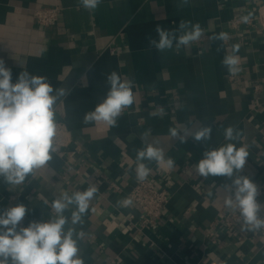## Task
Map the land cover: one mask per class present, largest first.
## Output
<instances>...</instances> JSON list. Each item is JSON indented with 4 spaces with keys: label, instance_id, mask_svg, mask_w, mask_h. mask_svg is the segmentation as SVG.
Instances as JSON below:
<instances>
[{
    "label": "crops",
    "instance_id": "crops-1",
    "mask_svg": "<svg viewBox=\"0 0 264 264\" xmlns=\"http://www.w3.org/2000/svg\"><path fill=\"white\" fill-rule=\"evenodd\" d=\"M263 4L102 0L89 11L80 0H0V59L11 68L13 82L26 70L68 92L55 106L66 144L56 146L48 167L24 184L6 185L0 179V210L25 204L27 226L51 218V202L62 191L95 186L84 223L76 226L85 233L79 241L84 264H264V230H242L239 213L224 205L222 186L230 181L205 179L196 171L205 150L232 142L223 134L232 126L240 133L234 143L248 152L241 174L257 185V199L264 204V29L230 27L235 16H254ZM46 7L63 11L56 26L40 28L32 13ZM181 21L198 23L206 40L164 52L150 47L148 38H158L157 25L175 30ZM221 33L227 38L213 39ZM234 45L241 64L232 75L222 60ZM113 71L132 82L134 104L111 128L85 124V114L106 96L107 75ZM202 125L212 127L206 142L189 137L181 143L170 134L173 128L195 131ZM153 140L174 166L144 161L151 169L147 180L167 189L170 203L152 228L141 231L128 220L138 217L137 207L133 202L117 206V201L129 198L138 181L137 150ZM227 213L239 216L232 228L224 224Z\"/></svg>",
    "mask_w": 264,
    "mask_h": 264
},
{
    "label": "clouds",
    "instance_id": "clouds-1",
    "mask_svg": "<svg viewBox=\"0 0 264 264\" xmlns=\"http://www.w3.org/2000/svg\"><path fill=\"white\" fill-rule=\"evenodd\" d=\"M190 0H182L188 4ZM82 7L96 10L102 0H80ZM247 22L248 17L243 18ZM158 38H148L150 47L158 52L188 47L204 36L201 26L191 21H181L178 29H165L156 26ZM221 33L213 39H226ZM239 46L234 45L232 54L225 55L222 64L232 75L240 71L241 59L236 53ZM109 90L104 99L84 116V123H103L109 128L125 108L135 102L133 84L124 81L115 71L107 75ZM68 95L65 88H54L47 77L33 75L22 70L15 82L12 70L0 59V179L6 185L18 186L38 170L46 168L57 152L55 139L58 132L55 106L62 97ZM150 115H153L150 113ZM172 138L185 143L189 137L197 142L211 139V125H202L192 131L186 126L170 130ZM226 141H232L217 148L207 149L196 164L198 174L226 177L230 183L222 186L224 205L231 212H238L242 220V230L259 232L264 230V204L257 197V185L246 175H242L248 152L245 147H237L234 141L240 133L232 126L224 129ZM135 173L138 181H144L151 169L144 161L166 163L174 166L171 157L165 159L164 150L153 140L146 147L137 150ZM98 192L95 186L69 194L62 191L51 202L53 215L43 221L32 220L27 226L23 221L28 208L23 203L0 210V264H84L80 256L79 241L85 233L77 230L83 225L84 215ZM211 196L212 193L210 192ZM132 200L117 201V206H131ZM70 211V216L65 213Z\"/></svg>",
    "mask_w": 264,
    "mask_h": 264
},
{
    "label": "built area",
    "instance_id": "built-area-1",
    "mask_svg": "<svg viewBox=\"0 0 264 264\" xmlns=\"http://www.w3.org/2000/svg\"><path fill=\"white\" fill-rule=\"evenodd\" d=\"M62 11L60 7H46L36 9L32 14L38 27L49 28L59 23ZM243 18L244 17L235 16L230 22V27L233 30H240L242 28L252 29L256 26H261L264 29V4L258 7L254 16L248 17L247 22H244ZM204 40H206V38L202 37L198 41ZM227 42H229L228 39ZM262 133L264 137V131H262ZM65 135L66 130L64 125L58 124V132L55 139L56 146H64L66 144L64 139ZM110 187L114 191L119 190V187L113 183ZM128 196L138 210V217L135 218V216H130L128 220L134 225H137L141 231L152 228V226L162 218L163 213L170 203L169 191L160 186L157 182L147 179L144 181H137L130 190ZM238 222L239 216L236 213H227L224 217V224L227 228L234 227ZM212 236L218 237L219 235L212 234Z\"/></svg>",
    "mask_w": 264,
    "mask_h": 264
}]
</instances>
